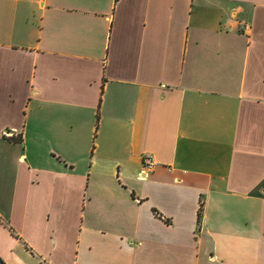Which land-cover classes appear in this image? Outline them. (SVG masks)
<instances>
[{"label":"crops","instance_id":"0c3cea01","mask_svg":"<svg viewBox=\"0 0 264 264\" xmlns=\"http://www.w3.org/2000/svg\"><path fill=\"white\" fill-rule=\"evenodd\" d=\"M0 259L264 264V0H0Z\"/></svg>","mask_w":264,"mask_h":264},{"label":"built area","instance_id":"2783aa9c","mask_svg":"<svg viewBox=\"0 0 264 264\" xmlns=\"http://www.w3.org/2000/svg\"><path fill=\"white\" fill-rule=\"evenodd\" d=\"M242 29L246 30L248 29V27L246 25H242ZM153 166H154L153 161L149 157H145L142 161L143 171L141 172V177H145L147 173H150Z\"/></svg>","mask_w":264,"mask_h":264},{"label":"trees","instance_id":"16d2710c","mask_svg":"<svg viewBox=\"0 0 264 264\" xmlns=\"http://www.w3.org/2000/svg\"><path fill=\"white\" fill-rule=\"evenodd\" d=\"M11 140H13L15 142H20V139L18 137L16 139H11ZM199 213L200 212H198V218H199ZM0 264H4L1 259H0Z\"/></svg>","mask_w":264,"mask_h":264}]
</instances>
